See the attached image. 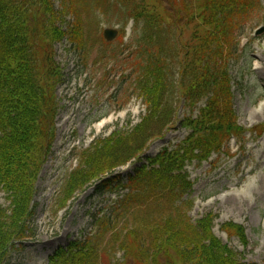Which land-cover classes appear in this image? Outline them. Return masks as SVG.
<instances>
[{
	"label": "trees",
	"instance_id": "obj_1",
	"mask_svg": "<svg viewBox=\"0 0 264 264\" xmlns=\"http://www.w3.org/2000/svg\"><path fill=\"white\" fill-rule=\"evenodd\" d=\"M79 0H0V188L8 208L0 207V264L27 236H34L30 220L36 182L52 153L56 119L61 105L58 88L66 75L56 59V45L67 40L84 45L82 20L76 16ZM262 0H125L135 21L130 54L136 62L134 91L146 105L140 123L117 128L95 139L79 152V166L64 186L63 201L132 156L163 134L176 117L179 98L188 107L207 99L200 116L187 117L191 129L174 150L165 149L132 178L133 192L117 210L102 219L96 233L72 241L50 257V264H112L103 262L104 239L113 233L122 210L143 198L163 195L166 215L141 229L115 238L113 251H124L127 264H264L248 262L245 252L225 244L213 231L212 212L192 221V202L184 196L193 183L188 162H203L220 152L232 136L242 139L234 109L232 68L242 56L240 42L250 16L262 9ZM74 20L68 21V15ZM247 249L243 226L222 225ZM147 231L146 233H144ZM129 239H131L129 241Z\"/></svg>",
	"mask_w": 264,
	"mask_h": 264
},
{
	"label": "rangeland",
	"instance_id": "obj_2",
	"mask_svg": "<svg viewBox=\"0 0 264 264\" xmlns=\"http://www.w3.org/2000/svg\"><path fill=\"white\" fill-rule=\"evenodd\" d=\"M123 1L80 0L76 16L83 21L84 45L72 47L65 41L56 47L66 82L58 88L61 109L53 155L43 167L36 186V211L31 222L36 228V237L28 240L23 249L13 252L8 264H46L44 254L52 255L57 241L67 245L70 240L89 234L93 230L94 215L119 198L93 186L66 202L62 188L69 172L77 165L75 149L77 152L89 148L95 139L108 136L117 128L140 123L146 112L143 100L134 91V78L131 81L129 78V73L134 71L132 65L137 66L129 48L134 23ZM261 4L263 8L250 16L242 38L243 46H248L246 58L241 57L232 68L234 109L238 124L247 130L243 141L232 139L226 153L214 155L208 162L187 166L194 182L189 217L195 221L212 212L215 234L224 243L245 252L246 263L264 262V34H255L264 25V0ZM108 27L119 31L109 44L103 35ZM171 101L179 107L182 100L175 94ZM181 108L177 112L179 119L183 116ZM186 134L177 123L150 145L148 153L153 155L150 151L155 143L172 136L166 144H175ZM131 168L125 166L118 173L125 179ZM169 205L163 195L154 194L128 211L124 208L115 229L109 232L113 234L104 239L103 262L113 259L115 264H127L125 254L120 256L123 260L115 259L112 247L115 238L125 240L126 231L141 229L147 222L166 215ZM8 206L9 201L0 188V207ZM230 222L243 226L247 249L238 238H230L222 231V225Z\"/></svg>",
	"mask_w": 264,
	"mask_h": 264
},
{
	"label": "water",
	"instance_id": "obj_3",
	"mask_svg": "<svg viewBox=\"0 0 264 264\" xmlns=\"http://www.w3.org/2000/svg\"><path fill=\"white\" fill-rule=\"evenodd\" d=\"M264 33V26L260 27L257 31V34L260 35V34H263ZM117 34V31L114 30V29H106L105 30V37L107 39H113Z\"/></svg>",
	"mask_w": 264,
	"mask_h": 264
},
{
	"label": "bare ground",
	"instance_id": "obj_4",
	"mask_svg": "<svg viewBox=\"0 0 264 264\" xmlns=\"http://www.w3.org/2000/svg\"><path fill=\"white\" fill-rule=\"evenodd\" d=\"M61 244H63L62 241H57L56 244H55L56 246L53 247V250H55V249H56L59 245H61ZM49 255H50L49 253H45V254H44V257H45V258H48Z\"/></svg>",
	"mask_w": 264,
	"mask_h": 264
}]
</instances>
